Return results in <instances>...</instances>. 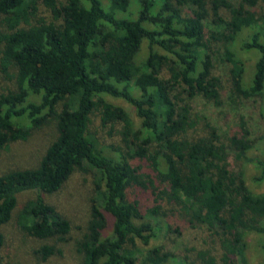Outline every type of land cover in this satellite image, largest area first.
<instances>
[{
	"label": "trees",
	"instance_id": "trees-1",
	"mask_svg": "<svg viewBox=\"0 0 264 264\" xmlns=\"http://www.w3.org/2000/svg\"><path fill=\"white\" fill-rule=\"evenodd\" d=\"M0 21V75L16 81L0 93V154L53 120L58 129L37 166L0 172V248L20 195L34 191L21 228L54 240L35 249L41 259L60 252L71 223L46 195L91 168L97 187L80 264H249L251 240L264 254V192L231 168V157L246 159L259 173L253 182L263 181L264 135L244 116L222 133L197 112L223 103L218 52L231 64L233 101L263 97L264 0H0ZM95 112L103 127L122 125L123 147L98 145ZM138 189L155 205L132 200ZM173 206L212 237L196 257L158 243Z\"/></svg>",
	"mask_w": 264,
	"mask_h": 264
},
{
	"label": "rangeland",
	"instance_id": "rangeland-1",
	"mask_svg": "<svg viewBox=\"0 0 264 264\" xmlns=\"http://www.w3.org/2000/svg\"><path fill=\"white\" fill-rule=\"evenodd\" d=\"M210 27H214V25H210ZM0 29H2L1 21ZM215 59L216 73L222 76L224 83V89L222 90L223 103L219 107H216L215 104L197 106V112L216 125L222 133L229 134L236 132L240 118L244 116L252 126L254 136H263L264 95L263 97L256 96L248 100L234 102L230 76L231 64L224 62L222 60L224 56H220L219 52L216 54ZM251 60L254 62V59ZM13 89H16L15 79H7L0 75V93ZM113 101L123 104L138 124L135 110L130 104L120 99ZM202 123L203 121L199 124L200 129H198L200 133L202 132ZM89 130L100 147L109 149L107 147L111 144L124 146L123 136L119 131L122 130V125L117 123L114 127H103L98 112L91 116ZM57 135V124L53 120L33 130L27 140L10 143L9 147L0 154V172L37 166L39 159ZM263 143L264 140L258 142L257 146L261 147ZM250 153L256 158L261 151L254 148ZM231 168L243 171L256 192H264V180L259 182H253L254 180H252L259 174L253 163L246 159L236 162L235 158L231 157ZM96 176H98V172L95 169L75 170L60 190L46 195L48 203L55 206L71 223V231L66 236V240L57 243L60 252L47 260L41 259L35 253V249L43 243H54V240L34 239L21 228L23 205L36 195L34 191L22 193L12 219L3 226L4 243L0 248V264H80L84 255L79 250V243L88 232L92 202L96 195ZM130 196L132 200H140L142 207L145 209L155 205L154 196L149 192L140 189L132 190ZM168 208H177V211L167 218L172 224V230L169 233L165 230L160 232L158 243L163 245L164 249L170 250L179 256L187 254L196 257L197 251L212 244V237H208L206 229L192 227L187 219L179 213V207L173 206L166 209ZM248 260H250L249 264H264V254L256 248L252 240L250 250H248ZM168 264H181V262L171 261Z\"/></svg>",
	"mask_w": 264,
	"mask_h": 264
}]
</instances>
